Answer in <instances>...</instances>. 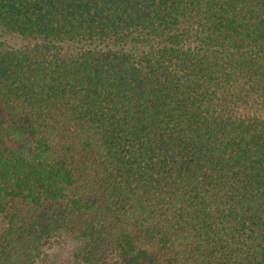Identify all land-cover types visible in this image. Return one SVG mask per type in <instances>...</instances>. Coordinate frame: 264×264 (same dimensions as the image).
<instances>
[{"label": "trees", "instance_id": "obj_1", "mask_svg": "<svg viewBox=\"0 0 264 264\" xmlns=\"http://www.w3.org/2000/svg\"><path fill=\"white\" fill-rule=\"evenodd\" d=\"M0 221V264H264V0H0Z\"/></svg>", "mask_w": 264, "mask_h": 264}, {"label": "rangeland", "instance_id": "obj_2", "mask_svg": "<svg viewBox=\"0 0 264 264\" xmlns=\"http://www.w3.org/2000/svg\"><path fill=\"white\" fill-rule=\"evenodd\" d=\"M3 34H8V33H3ZM2 229H3V223L0 221V233H1ZM52 252L54 253L53 250H52ZM51 256H52V255H51Z\"/></svg>", "mask_w": 264, "mask_h": 264}]
</instances>
